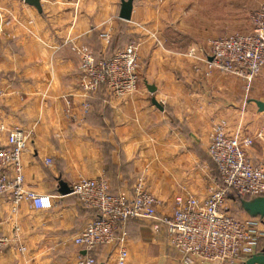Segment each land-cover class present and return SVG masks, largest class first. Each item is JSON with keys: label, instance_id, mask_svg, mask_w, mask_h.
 Masks as SVG:
<instances>
[{"label": "crops", "instance_id": "0c3cea01", "mask_svg": "<svg viewBox=\"0 0 264 264\" xmlns=\"http://www.w3.org/2000/svg\"><path fill=\"white\" fill-rule=\"evenodd\" d=\"M121 1L41 0L38 10L24 0H0V116L31 133L22 156L25 187L52 201L40 209L24 201L14 213L11 195L0 196V233L9 238L0 264H78L84 251L74 236L96 213L62 193L61 182L71 189L81 178L104 180L131 199L143 178L159 214H170L185 192L208 197L215 175L208 146L217 122L226 119L230 133L244 125L264 129V113L245 105L240 80L197 59L209 54L211 38L237 27L223 24L222 0H134L130 20L119 16ZM239 21L250 27L247 13ZM132 39L136 91L116 98L101 87L85 111L76 48L103 58ZM253 146L252 160L264 163V138ZM126 229L125 264H184L167 230L155 231L152 220L130 219ZM119 252L114 243L94 256L97 264H118Z\"/></svg>", "mask_w": 264, "mask_h": 264}, {"label": "built area", "instance_id": "2783aa9c", "mask_svg": "<svg viewBox=\"0 0 264 264\" xmlns=\"http://www.w3.org/2000/svg\"><path fill=\"white\" fill-rule=\"evenodd\" d=\"M249 22V31L211 38L209 54L197 58L207 62L209 68L245 82L247 88L264 70V1L251 12ZM76 51L80 56V89L86 98L85 111L101 85L116 98L136 91L140 80L136 39L108 57L98 58L88 47H77ZM2 97L0 91V104ZM2 136L6 137V143L0 144V196L11 195L14 213L24 201L37 209L51 207L50 196L25 187L22 156L31 133L20 127H8L0 116ZM261 138L263 128L255 135H246L241 128L230 133L226 119L217 122L211 132L208 154L218 175L212 177L208 197L200 199L185 192L176 198L170 214H159L158 199L143 178L134 184L131 199L111 192L104 180L79 179L72 185V193L96 214L74 236V243L85 252L79 255L78 264H97L93 253L114 243L120 247L117 263L125 264L129 255L125 246L126 223L130 219L152 220L155 231L164 227L169 244L178 251L184 264H244L256 254L259 241L264 238V223L250 215L235 217L229 204H236L239 198L264 196V163L254 162L249 152L254 141ZM8 243L9 238L0 233V252ZM19 249L22 254L26 252L23 245Z\"/></svg>", "mask_w": 264, "mask_h": 264}, {"label": "rangeland", "instance_id": "374dc122", "mask_svg": "<svg viewBox=\"0 0 264 264\" xmlns=\"http://www.w3.org/2000/svg\"><path fill=\"white\" fill-rule=\"evenodd\" d=\"M263 1L264 0H222L223 24L237 23V27L234 30H232V32L230 33H235V32L241 33V32L249 31L251 29V26L246 29H243L244 26L243 27L239 26L241 24L239 20L241 16L245 15V13H247L249 18L251 12L255 11ZM239 82H241L242 95L247 99V104L248 105L250 104V107L256 109L258 106L255 100H259L260 95L262 96L264 95V70L262 72V75H260L257 79H255L249 88H247L245 82L241 80ZM241 130L246 135H254L253 133H256L255 127H253L252 125H244L243 127H241ZM260 140H263V138H261ZM229 208H230V213L235 217L243 218L249 215L243 209L236 207L235 204H229Z\"/></svg>", "mask_w": 264, "mask_h": 264}, {"label": "water", "instance_id": "95a60500", "mask_svg": "<svg viewBox=\"0 0 264 264\" xmlns=\"http://www.w3.org/2000/svg\"><path fill=\"white\" fill-rule=\"evenodd\" d=\"M26 3L29 5H32L36 7L38 10H41V0H24ZM133 1L134 0H122L121 1V10L119 13V16L122 19L125 20H130L132 17V12H133ZM150 91L154 92L155 87L151 86ZM154 103L160 107L161 105L153 99ZM257 106H258V111L264 113V101L262 100H255ZM60 191L62 193H69L72 192V189H70L66 183L61 182ZM242 208L244 211H246L250 216L252 217H260L264 223V196L261 197H256L250 200H242ZM85 253V252H84ZM244 264H264V249L262 252L256 253L251 255L245 262Z\"/></svg>", "mask_w": 264, "mask_h": 264}, {"label": "trees", "instance_id": "16d2710c", "mask_svg": "<svg viewBox=\"0 0 264 264\" xmlns=\"http://www.w3.org/2000/svg\"><path fill=\"white\" fill-rule=\"evenodd\" d=\"M114 54V53H113ZM112 54V55H113ZM111 56V55H110ZM101 87H105L104 85H101L100 87H99V89L101 88ZM106 88V87H105ZM98 89V90H99ZM209 158H210V156H209ZM210 161H211V163H212V165H213V168H214V174L217 176L218 175V171H217V167H216V164L214 163V161L210 158ZM111 190V189H110ZM112 192V191H111ZM247 199H249V198H247ZM242 200H243V198H239L238 199V202L235 204V206L236 207H239V208H241V209H243L242 208ZM261 241H262V239L259 241V244H258V247H257V251H256V253H259V252H262L263 251V249H264V246L262 245V243H261ZM95 253V252H94ZM93 253V254H94ZM95 255V254H94ZM96 258V257H95ZM97 261V260H96Z\"/></svg>", "mask_w": 264, "mask_h": 264}]
</instances>
